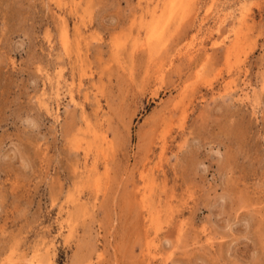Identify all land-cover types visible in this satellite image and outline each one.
<instances>
[{
	"label": "rangeland",
	"instance_id": "374dc122",
	"mask_svg": "<svg viewBox=\"0 0 264 264\" xmlns=\"http://www.w3.org/2000/svg\"><path fill=\"white\" fill-rule=\"evenodd\" d=\"M170 1L0 0V264H264V0Z\"/></svg>",
	"mask_w": 264,
	"mask_h": 264
},
{
	"label": "bare ground",
	"instance_id": "6f19581e",
	"mask_svg": "<svg viewBox=\"0 0 264 264\" xmlns=\"http://www.w3.org/2000/svg\"><path fill=\"white\" fill-rule=\"evenodd\" d=\"M178 1L181 2L182 0H171V1H170V5H171V6L169 5V6H170V10H169V11H171V14H172L173 11L175 10V9H174V8L176 7V6H175V2L177 3ZM179 2H178V4H179ZM178 4H177V7H178ZM177 7H176V8H177ZM242 10H243V9H242ZM64 32H65V31H64ZM160 32H161V31H160ZM160 32H159V34H160ZM64 35H65V33H64ZM64 35H63V36H64ZM63 36H62V37H63ZM158 36H159V35H158ZM61 40H62V39H61ZM61 42H62V41H61ZM162 69H163V68H162ZM103 142H104V141H103ZM154 178H155V177H154ZM149 185H150V183H149ZM179 223H180V222H179ZM177 231H178V230H177Z\"/></svg>",
	"mask_w": 264,
	"mask_h": 264
}]
</instances>
